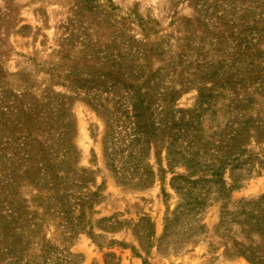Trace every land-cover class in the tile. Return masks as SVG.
Segmentation results:
<instances>
[{"label": "rangeland", "instance_id": "rangeland-1", "mask_svg": "<svg viewBox=\"0 0 264 264\" xmlns=\"http://www.w3.org/2000/svg\"><path fill=\"white\" fill-rule=\"evenodd\" d=\"M262 121L264 0H0V264H249Z\"/></svg>", "mask_w": 264, "mask_h": 264}, {"label": "trees", "instance_id": "trees-1", "mask_svg": "<svg viewBox=\"0 0 264 264\" xmlns=\"http://www.w3.org/2000/svg\"><path fill=\"white\" fill-rule=\"evenodd\" d=\"M260 125V129L263 128L264 122L262 121ZM228 127L231 129V132L227 136L229 140L226 144L225 140L222 141L221 146H223V148L218 147V152L214 155L213 162L202 165V163H197L196 158L190 160V162L194 165V167H192L191 175H199L200 178L198 181H206L207 175H211L216 179L217 177L222 179L224 172L228 169V167L231 166V164L234 165V162L242 155L244 149H242V147L240 148V142L245 141V143L242 145L244 147V145L248 143V138H250V136L256 138L257 140H264L263 133L261 135H247L246 138L245 130L247 125L240 124L236 127L228 125ZM194 156L197 157V155ZM257 228L259 227H252L251 229L254 230ZM237 255L244 257L249 262V264H264V255H257L255 250L250 247H243V249H240L239 254Z\"/></svg>", "mask_w": 264, "mask_h": 264}]
</instances>
